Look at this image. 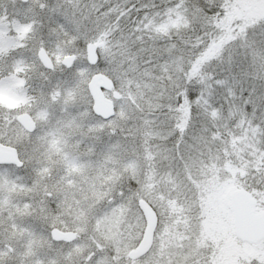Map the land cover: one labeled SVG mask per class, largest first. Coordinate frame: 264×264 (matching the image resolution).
<instances>
[{
	"label": "rangeland",
	"instance_id": "374dc122",
	"mask_svg": "<svg viewBox=\"0 0 264 264\" xmlns=\"http://www.w3.org/2000/svg\"><path fill=\"white\" fill-rule=\"evenodd\" d=\"M80 3L79 0H48L49 7L41 11L35 0H0V62H7L14 69L23 70L20 76H17L15 71L11 72L9 80L5 79L7 83L5 77L0 80V95L4 104L2 122L5 129L10 122L16 121L20 112L26 111L36 120L37 133H44L48 129L58 132L80 130L81 119L62 118L59 108L52 102L58 98L56 92H49L48 88L50 82L54 85L57 80L67 75L60 59L61 54L68 50L72 39L64 34V28H71V25L65 23V16L72 18L78 26L90 25L93 22L90 17L92 10H89L90 13H84ZM259 16H264V0H226L225 24L229 34L234 21L253 20ZM57 21L59 25H64V28L59 27ZM100 28L101 33L106 30ZM36 35L43 36L51 58L56 57L55 72L46 70L37 59L34 52ZM105 51L113 58L119 57L127 68L126 60L130 63L129 58L123 60V56L115 51L114 45L108 43ZM211 71L212 69H209V72ZM136 81V76L127 68L122 84L116 90L122 97L140 104L144 112L156 111V105L158 107L161 100L146 97V94L155 97L154 90H148L145 82L141 85ZM161 87L159 90L167 97L168 87L165 84ZM107 95L111 98L112 92H107ZM206 101L201 100L205 111ZM208 105L212 112V104L208 102ZM189 108V103L173 108L181 130L188 124ZM191 111L197 113L194 117V128H204L206 131L197 139L194 151L186 153L182 158L177 155L174 159L164 147L163 137L168 135L166 132L154 127L151 120L146 119L141 123L136 116L143 113H134L130 107L122 106L118 120L109 123L114 125L117 131L121 126L126 131L132 127V135L126 138L110 137L107 128L104 130L106 135H101V125L88 120V125H92L89 129L91 133L87 137L83 135L81 152L74 155L68 154L71 153L69 151L52 153L49 149H44L36 155V163H44L51 158L52 162L62 164L58 169L46 170L44 174L43 167H37L35 172L31 169L30 173V167L23 168L19 171L20 175L12 177L18 180L33 178L35 191L42 198L48 190L59 194V200L51 202L52 206H56V203L62 206L67 201V214L62 215L63 225L66 228L75 227L81 232L79 246L66 248L67 261L85 264L87 256L90 255L88 250L92 247L104 250L100 257L104 264L121 257L128 259L129 250L139 243L146 227V218L144 214L141 218L139 211L133 206L131 193L126 202L117 204L94 228L89 221L91 209L100 201L111 203L113 199L118 198L120 188L117 185L122 178L124 190L127 191L128 178L132 177L133 181L141 180L140 185L134 182L131 184L133 193L136 187L143 188L147 199H141L148 203L150 201L157 209L155 212L161 224L155 242L161 250L163 260L170 261L176 258L177 254L178 259L185 260L184 264H264V239L255 242L240 239L233 223L230 194L236 188H245L237 184L238 170L225 159L214 162L211 155L205 152L207 149L203 143L209 139L206 136H210L212 115L196 111L193 107ZM136 124L141 126L136 128ZM23 130L20 126V132ZM172 140H175V137H171L168 143L171 144ZM94 143V150L98 155H92L91 146ZM200 145L203 146L202 150ZM102 149L105 150L101 153ZM48 175H58L59 179L49 181ZM186 180L195 187V201L192 200L191 193L186 191ZM250 193L252 194L251 191ZM9 196H3L6 197L1 204L4 211H9L10 206L11 210H27L25 204L9 203ZM256 200L257 211L263 210L264 204L257 198ZM193 202L199 206L195 231L192 218L181 222L182 213L189 210ZM13 252L5 249L2 263L10 262ZM154 252L155 249L153 254ZM55 253L63 252L57 247Z\"/></svg>",
	"mask_w": 264,
	"mask_h": 264
},
{
	"label": "snow or ice",
	"instance_id": "6c2138e0",
	"mask_svg": "<svg viewBox=\"0 0 264 264\" xmlns=\"http://www.w3.org/2000/svg\"><path fill=\"white\" fill-rule=\"evenodd\" d=\"M36 5L43 11L49 7L48 0H35ZM119 11L118 6H114ZM155 7V6H153ZM178 10L183 15V23L179 28H169L167 32V44H158L153 41L151 44L143 46V52L139 57L140 63L147 68L154 69L158 79H163L165 86L168 87V95L161 99L160 106L154 112H144L140 104H135L127 97H121L119 101L114 102L113 114L104 117L97 113L93 107V97L89 88L90 81L103 75L110 79L113 88H118L122 84L124 75L127 73L125 63H122L119 57H111L106 54L108 37L103 36L101 28L95 22L90 25L78 26L75 21L65 16V23L71 25V28H64L65 36H71V42L68 50L61 54L63 70L67 75L63 79L57 80L53 85L49 83V92H56L57 99L53 104L59 108L62 118L77 119L83 117L84 120H90L93 124H100L99 131L104 132L105 128L109 131V136L125 138L133 134V128L129 127L127 131L123 126L116 130L114 125L109 122L118 120V113L122 106L130 107L134 113H143L137 115L136 119L143 123L146 119L153 122V126L166 132L164 136V147L168 149L174 159L183 157L186 153L194 151L197 139L206 131V129H195L194 117L197 113L191 111L196 106V101L200 99L205 91L215 94L218 90L227 93L225 99L229 101L231 107L240 101V111L235 115L225 117L223 109L220 111L221 119L236 120L238 123L243 119L252 130L257 132L258 151L256 156L259 160H253L256 167L250 171L252 180L251 187L264 191V16H259L253 20H236L231 25V32L226 30L225 13L226 0H166V14ZM167 15H160L154 23L163 24ZM147 20V17L143 18ZM174 23V22H173ZM177 36L176 42H171L172 35ZM51 36V33L49 34ZM164 37H160L163 39ZM36 41L34 52L37 59H40L42 53H46L48 48L42 35L34 37ZM215 50V51H213ZM179 54L182 62L179 71L169 68V61ZM52 65L45 64L41 60L42 67H48L55 72L56 57H52ZM209 69H212L209 72ZM15 71L17 76L22 75V69H14L7 62H0V79L8 76ZM165 73H168L166 76ZM199 84L200 87H195ZM169 85H171L169 87ZM248 95L245 96L244 93ZM222 93V94H223ZM48 96V93H45ZM51 100V96H48ZM187 100L189 102V119L186 127L181 130L173 114V108H179ZM115 101V98H114ZM143 103V101H141ZM76 109V111H73ZM168 109V111H165ZM259 112V116L257 113ZM216 108L213 107L212 115L216 116ZM131 118V117H130ZM141 125L136 124L139 128ZM20 125L18 122H10L5 129L4 123L0 121V142L13 143L17 148V160L13 162L12 170L31 167L32 171L38 167L35 157L41 149L39 143V134L33 135L36 128L27 131L26 135H18ZM171 137H175L171 144L168 143ZM97 139H99L97 137ZM125 139V143H127ZM80 143H84V137L81 135ZM92 155H98L95 152V143ZM107 147V146H106ZM105 149L101 150V153ZM0 168L6 166L0 164ZM127 175V174H126ZM49 180L59 179L58 175L48 177ZM141 184V180L133 181L128 178L129 187L124 190L123 178L117 185L120 188L119 197L108 203L100 201L91 209L90 225L94 228L99 220L109 214L119 203L126 202L129 194L133 196L132 204L139 211L141 218L143 210L139 206L141 198L147 199L144 190L136 187L135 192L131 187L132 183ZM187 184V192L191 193L192 200L195 201V187L190 181ZM59 200V194L52 190L44 193L43 202L47 205L53 201ZM153 211L156 207L151 204ZM199 206L191 203L188 214L192 218L193 231L198 224ZM47 223V230L51 236L55 225ZM152 251L142 257L141 264H151ZM85 264H98L104 250L92 247L88 250ZM115 252H113V257ZM126 257L119 260L113 259L112 264H126Z\"/></svg>",
	"mask_w": 264,
	"mask_h": 264
},
{
	"label": "trees",
	"instance_id": "16d2710c",
	"mask_svg": "<svg viewBox=\"0 0 264 264\" xmlns=\"http://www.w3.org/2000/svg\"><path fill=\"white\" fill-rule=\"evenodd\" d=\"M79 1L81 2L79 6L83 12L88 13L91 9L90 17L92 21H95L100 24V27L106 29L102 35L108 37V43L114 45L115 51L120 56H123V60L129 58L130 63H127L126 60L127 68L132 75L136 76V82L141 85L145 82L148 86V90H154L155 97H152L150 94H146V97L150 99L156 98L157 101L165 97L164 93L159 90L165 82L163 79L157 78L154 69L147 68L140 63L139 57L143 52V46L145 44H151L153 41L158 44L169 43L167 40V32L169 28H179L182 25V13H179V11L176 10L172 11L170 14H166V0ZM114 6H118L119 11H117V8ZM160 15H167V18L163 24L156 25L154 21ZM145 17H147V20L143 19ZM107 31L109 33H107ZM162 36L164 38L160 39ZM176 41L177 36L173 34L171 42L174 43ZM181 62L182 59L178 54L174 60L169 61L168 66L178 72ZM165 75L167 76L168 73H165ZM195 86L197 88L200 87L199 84H196ZM222 93V89L216 91L215 94L205 91L200 99L196 101V106L193 107L196 111L199 110L206 115H212V112H210L208 107V102L212 104V108H216V116L212 115L211 117L212 124L209 128L210 136H206V138L209 139L203 143L207 149L205 152L211 155L214 162L219 159H225L230 165L234 166L239 172L237 178L239 179V181L237 180L238 186L249 189L258 201L264 204V191L251 187L252 180L249 175L250 171L256 167L253 160H256L257 163H259L256 156L258 151L257 132L245 124L243 119L238 123L236 120L220 118L221 108L223 109V115L225 117L235 115L240 111V101H236V103L232 105L230 112L229 101L225 99L227 93ZM244 95L247 96L248 93L245 92ZM142 96L144 97V94H142ZM201 100H207V111H205V105ZM188 103L189 102L185 100V103L181 106H186ZM159 106L160 105H158V107ZM158 107L156 105V108ZM165 111H168V109H165ZM175 113L176 112L173 111V114ZM257 116H259V112L257 113ZM197 148H199V145ZM202 149L203 146L200 145V150ZM182 216L181 222L191 218L188 214V209L187 211H184V214L182 213Z\"/></svg>",
	"mask_w": 264,
	"mask_h": 264
},
{
	"label": "flooded vegetation",
	"instance_id": "af4514ba",
	"mask_svg": "<svg viewBox=\"0 0 264 264\" xmlns=\"http://www.w3.org/2000/svg\"><path fill=\"white\" fill-rule=\"evenodd\" d=\"M44 68L48 71H51L46 67ZM10 75L11 73L8 76H5L4 80L5 79L9 80ZM6 81L7 80H5V82ZM107 92H112L113 95V90L109 91L105 89L104 93L106 95ZM117 100H115L114 102H116ZM3 105H4L3 100L0 95V121H2L3 119V108H4ZM93 107H94V102H93ZM73 111H76V109H73ZM18 115L16 116V121L14 122H18L19 125L24 129L23 131L19 132L18 135L19 134L26 135L27 131L29 130H27L19 122ZM80 119L81 121L79 125L81 126L80 128L81 131L71 130L69 132L67 131L58 132V131H51L50 129H48L44 133L42 132L37 133V131L33 133V135L39 134V143L41 145L40 151L44 149H49L52 153L60 152V151L62 152L69 151L71 153L68 154H74V155H77L79 152H81L82 151L81 147H83V143H80L79 137H81L80 135L82 136L85 135V137H87V135H90L91 131L89 129L91 128L92 125L89 126L88 120H84L83 117H81ZM36 130H37V122H36ZM100 134L106 135L104 132L103 133L100 132ZM0 148L14 151L17 160V148L13 143L0 142ZM13 162L15 161L12 162L0 161V164L6 166V170L5 168H0V184L4 183L3 185H0V207L2 208V209L0 208V225L2 228L0 230V264H67V262L68 264H75V262L73 261L71 263L67 261L65 252L67 247H71L75 245L72 248H77L79 246L78 239H80L81 232L78 229H75V227L66 228L63 225L62 215L67 214V210H66L67 201L62 206L58 205L57 203L56 206L54 205L52 206L51 203L46 205L43 202V198L40 195H38V193L35 191L36 184H34L33 178L26 180H18L16 178H12L20 175L19 171L23 169L21 168L17 170H12ZM66 163L64 164V166H66ZM37 165L38 167H43L42 171L45 174L46 170L58 169L62 164H56L52 162L51 158H49V160L47 159L44 163H37ZM30 171H31V167L29 168V173ZM8 195H10L9 203L25 204L27 210L26 211H17L16 209L11 210L12 207L10 206L9 211H4L1 204L4 202L3 198L8 197ZM156 216H157V223L153 235V241L150 248L144 254L134 259H130L128 257V259L126 260V264H135L136 262L141 263L142 257L148 254L150 250H154V249L155 252L153 254L152 251L151 264H184L185 263V260H180L177 258V254L175 255L176 258H172L170 261L162 259L161 250L158 244L155 242L156 239H158L157 232L161 224L157 214ZM46 222H50L55 225V228L52 231L51 236H49L48 234ZM67 233H72V234L68 235ZM139 243L135 247H137ZM57 247H60L63 253H55ZM135 247H133L132 249H134ZM5 249L14 252L12 254V260L10 262L2 263L1 259L3 255V251ZM79 249L80 247L78 248V250ZM129 252H128V256H129ZM98 264H104L103 260L100 259ZM107 264H112V262Z\"/></svg>",
	"mask_w": 264,
	"mask_h": 264
},
{
	"label": "water",
	"instance_id": "95a60500",
	"mask_svg": "<svg viewBox=\"0 0 264 264\" xmlns=\"http://www.w3.org/2000/svg\"><path fill=\"white\" fill-rule=\"evenodd\" d=\"M40 60H43L48 65H52L53 63L47 52L41 54ZM89 88L94 99L95 111L104 117L111 116L113 114L114 102L104 94L103 88L111 90L113 88L112 81L103 75H98L90 81ZM120 97L121 94L115 90L113 98L118 99ZM18 120L27 130L36 128V122L28 112L20 113ZM0 161H16L15 152L0 148ZM230 200L233 210V223L237 235L242 240L251 242L264 239V209L257 211V201L250 191L245 188H236L231 192ZM139 205L147 219V226L140 244L129 252L130 259H134L148 251L153 241V234L157 223L156 213L149 203L144 199H140ZM67 234L70 235L72 233Z\"/></svg>",
	"mask_w": 264,
	"mask_h": 264
}]
</instances>
